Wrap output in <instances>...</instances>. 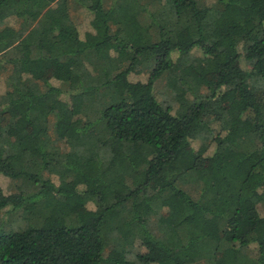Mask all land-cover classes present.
I'll return each mask as SVG.
<instances>
[{
  "label": "trees",
  "instance_id": "16d2710c",
  "mask_svg": "<svg viewBox=\"0 0 264 264\" xmlns=\"http://www.w3.org/2000/svg\"><path fill=\"white\" fill-rule=\"evenodd\" d=\"M0 175V264H264V0H0Z\"/></svg>",
  "mask_w": 264,
  "mask_h": 264
},
{
  "label": "rangeland",
  "instance_id": "374dc122",
  "mask_svg": "<svg viewBox=\"0 0 264 264\" xmlns=\"http://www.w3.org/2000/svg\"><path fill=\"white\" fill-rule=\"evenodd\" d=\"M77 26L80 31V34L83 35L84 32L90 27L87 15H83L81 16V18L78 19ZM241 65L242 67H246V64H244L243 62H241ZM146 76L147 75L143 73L137 76L136 78L143 80L144 78H146ZM52 81L57 82V80L55 79H52ZM0 185H2L5 189L7 188V190H10V178L6 177L5 175H0Z\"/></svg>",
  "mask_w": 264,
  "mask_h": 264
}]
</instances>
